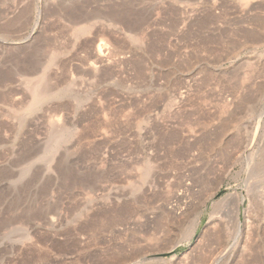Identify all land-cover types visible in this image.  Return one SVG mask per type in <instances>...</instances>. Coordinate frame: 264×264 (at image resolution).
<instances>
[{
	"label": "rangeland",
	"instance_id": "374dc122",
	"mask_svg": "<svg viewBox=\"0 0 264 264\" xmlns=\"http://www.w3.org/2000/svg\"><path fill=\"white\" fill-rule=\"evenodd\" d=\"M0 264H264V0H0Z\"/></svg>",
	"mask_w": 264,
	"mask_h": 264
},
{
	"label": "water",
	"instance_id": "95a60500",
	"mask_svg": "<svg viewBox=\"0 0 264 264\" xmlns=\"http://www.w3.org/2000/svg\"><path fill=\"white\" fill-rule=\"evenodd\" d=\"M175 248H173L172 250H170V251H173Z\"/></svg>",
	"mask_w": 264,
	"mask_h": 264
},
{
	"label": "bare ground",
	"instance_id": "6f19581e",
	"mask_svg": "<svg viewBox=\"0 0 264 264\" xmlns=\"http://www.w3.org/2000/svg\"><path fill=\"white\" fill-rule=\"evenodd\" d=\"M191 230V229H190ZM191 231H193V229L191 230ZM191 233V232H190Z\"/></svg>",
	"mask_w": 264,
	"mask_h": 264
}]
</instances>
